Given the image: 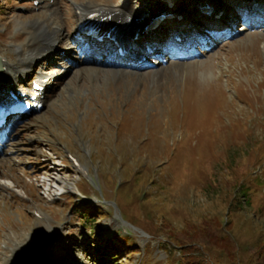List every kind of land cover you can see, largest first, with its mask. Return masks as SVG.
<instances>
[{
	"label": "rangeland",
	"instance_id": "374dc122",
	"mask_svg": "<svg viewBox=\"0 0 264 264\" xmlns=\"http://www.w3.org/2000/svg\"><path fill=\"white\" fill-rule=\"evenodd\" d=\"M198 1L176 0L171 9L187 5V16L162 25L196 22ZM83 4L128 7L142 30L162 13L159 0H0V55L22 70L13 84L47 86L41 106L0 134V258L29 237L44 264H177L194 254L202 264H262L264 24L244 29L223 14V35L210 39L194 34L198 20L179 48L168 40L144 55L142 39L135 60L120 59L109 45L75 43ZM56 31V50L25 68L36 32L46 45ZM242 193L250 203L238 207ZM89 206L106 214L93 221ZM127 238L138 250L115 253Z\"/></svg>",
	"mask_w": 264,
	"mask_h": 264
},
{
	"label": "bare ground",
	"instance_id": "6f19581e",
	"mask_svg": "<svg viewBox=\"0 0 264 264\" xmlns=\"http://www.w3.org/2000/svg\"><path fill=\"white\" fill-rule=\"evenodd\" d=\"M80 10V13L77 14V19H78V24L79 26L77 27V30L83 29V24L86 23L89 15L93 12H99L100 15L99 17H104L102 20H100V26L102 29L106 27L107 31H113L112 27L114 25H117L120 29L121 33H113L112 36H117L118 38L124 40L125 42H136L137 39H133V36L135 33L139 32L142 29H140V23L139 20L134 18V15L132 12H130V9L128 7H125V9L120 10V9H113L110 7H101L99 10H94L93 6L90 4H83L80 7H78ZM210 14L209 16H211ZM113 16V17H112ZM112 17V19H111ZM115 28V29H117ZM57 30H60V28L57 26ZM47 31L46 28L42 30V32ZM42 32H36V35L39 40L33 39L31 45L32 49L37 51L36 54H34L33 58L31 55H29L27 58H24L22 60L23 65L25 68H29L34 65L36 58L39 56H44L47 57L49 53H53L56 50V44L55 42L59 39V31H56V36L55 39L49 43L47 42L46 45L44 43V40H46L44 37H41ZM78 32V31H77ZM131 32V33H130ZM127 42V43H128ZM45 45V46H44ZM128 45V44H127ZM138 51V50H137ZM6 68V70H0V101H4L7 103L9 101V94L11 91L6 93L5 86L13 84V82H16L18 78V74L22 73L21 68L14 62L11 61L7 56L5 55H0V69ZM10 71L9 73H6L5 76L4 73ZM14 73V76L12 75ZM208 73V72H207ZM22 78V77H21ZM11 90V88H10ZM21 97L23 101L30 103L31 107H34L35 104L41 103L42 96L41 93H39L38 90H34L33 92H27L24 90L20 91ZM74 163V162H73ZM77 167H82L81 163L77 165ZM86 171V167H82V171ZM83 171V172H84ZM89 178V177H88ZM50 191L52 190L49 188ZM40 212V211H39ZM40 216H43V213L40 212ZM45 217V216H44ZM46 216V220H47ZM30 238H25L21 240L20 238L14 239L11 253L8 255H5V257L0 258V264H37L36 262H42L44 264L46 262L45 256L41 253V245L37 243L36 241L30 242Z\"/></svg>",
	"mask_w": 264,
	"mask_h": 264
},
{
	"label": "trees",
	"instance_id": "16d2710c",
	"mask_svg": "<svg viewBox=\"0 0 264 264\" xmlns=\"http://www.w3.org/2000/svg\"><path fill=\"white\" fill-rule=\"evenodd\" d=\"M242 192V191H241ZM243 193H244V190H243ZM242 193V196L243 197H245V202H241L240 204H238V207H243L242 205L245 203V204H248V203H250V197L247 195V194H243ZM260 209H262V210H264V203H263V206L261 205L260 206ZM95 210H97L96 212L97 213H93V211H95ZM100 212V214H103V215H105L106 213H104V211H103V209H101L100 207L98 208V206H94V207H91V206H89V209H87V211L85 212V215L87 216V215H90L91 216V220H93V221H95V219L96 218H101V216H100V214H98ZM90 220V221H91ZM86 223V222H85ZM86 225V224H85ZM214 225H215V227H216V231L217 230H219V228H220V225H221V221L219 222V221H215L214 222ZM90 232H92L93 231V233H96V231H95V229L94 228H90V230H89ZM102 236V233H100L99 234V236ZM215 235H216V232H215ZM116 237H118V236H116ZM119 237H121V235H119ZM118 237V238H119ZM172 238H173V236H172ZM129 239V240H128ZM175 240H176V242L177 241H181V240H179L178 238H174ZM217 239V238H216ZM219 239V238H218ZM106 241L107 242H109V245L111 244L110 243V241H112V239L110 238V237H108V238H106ZM178 243H180V242H178ZM107 246V245H106ZM111 247H113V249H114V251H115V253H120L122 250H125L126 248H129L130 249V251L129 252H127L129 255H131V253L133 254V253H135L137 250H138V245L136 244V242L135 241H132V240H130V238H127V242H126V244H125V246H121V245H119L118 243H116V242H114L113 244H112V246ZM126 247V248H125ZM163 247L164 248H169V250L171 249V247L168 245V244H163ZM97 249H100V246L99 247H97ZM187 252V251H186ZM186 254H188V253H186ZM111 255V254H110ZM113 255H115V254H112V256ZM234 254H233V252H232V256H233ZM168 257H170V254H168ZM171 258V257H170ZM109 260H113V257H109L108 258ZM180 259V261L177 263V264H202V263H200V261H197V259H198V256H195V254L193 255V256H191V259H188V258H185V259H182V258H179ZM262 264H264V262H262Z\"/></svg>",
	"mask_w": 264,
	"mask_h": 264
}]
</instances>
